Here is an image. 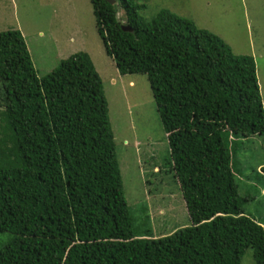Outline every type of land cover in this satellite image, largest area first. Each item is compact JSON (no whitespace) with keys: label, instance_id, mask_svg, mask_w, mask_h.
<instances>
[{"label":"trees","instance_id":"1","mask_svg":"<svg viewBox=\"0 0 264 264\" xmlns=\"http://www.w3.org/2000/svg\"><path fill=\"white\" fill-rule=\"evenodd\" d=\"M89 2L115 73L147 79L190 225L157 236L148 208L132 214L89 55L71 54L39 76L20 31L7 30L0 234L10 238L0 264H241L247 250L264 264V221L246 214L251 202L264 203V164L245 191L236 177L242 140L264 139L254 58L169 10L146 20L135 0ZM118 9L131 31L120 28Z\"/></svg>","mask_w":264,"mask_h":264},{"label":"rangeland","instance_id":"2","mask_svg":"<svg viewBox=\"0 0 264 264\" xmlns=\"http://www.w3.org/2000/svg\"><path fill=\"white\" fill-rule=\"evenodd\" d=\"M135 1L145 6L140 16L146 20L161 9L169 10L222 39L233 54L252 56L264 109V0ZM118 12L124 25V13L119 9ZM7 30L20 31L39 76L71 54L89 55L102 81L124 194L132 214L139 216L141 209L148 208L157 236L189 226L184 202L168 165V142L147 79L115 73V65L105 55L97 35L89 0H0V32ZM129 80L134 84L129 86ZM237 152V182L245 191L250 183L258 181L255 168L264 164L263 137L242 140ZM154 167L159 169L158 173ZM258 182L264 185L263 179ZM246 214L264 221V203L260 199L251 202ZM9 238V234H0V247ZM241 264H255L251 250L246 251Z\"/></svg>","mask_w":264,"mask_h":264},{"label":"water","instance_id":"3","mask_svg":"<svg viewBox=\"0 0 264 264\" xmlns=\"http://www.w3.org/2000/svg\"><path fill=\"white\" fill-rule=\"evenodd\" d=\"M105 1L108 2V3L111 4V5H113V4L115 3L114 0H105ZM121 29H122L123 31H131V29H130V28H127V27H121Z\"/></svg>","mask_w":264,"mask_h":264},{"label":"clouds","instance_id":"4","mask_svg":"<svg viewBox=\"0 0 264 264\" xmlns=\"http://www.w3.org/2000/svg\"><path fill=\"white\" fill-rule=\"evenodd\" d=\"M114 1H115V0H114ZM114 4H115V3H114ZM114 4H113V5H114ZM121 27H126V26H125V24H124V25L120 26V28H121ZM127 28H128V27H127ZM154 169H156V170H157V172H156V173H158V172H159V169H158L157 167H154V168H153V170H154Z\"/></svg>","mask_w":264,"mask_h":264},{"label":"crops","instance_id":"5","mask_svg":"<svg viewBox=\"0 0 264 264\" xmlns=\"http://www.w3.org/2000/svg\"><path fill=\"white\" fill-rule=\"evenodd\" d=\"M112 83H114L113 81H112ZM134 83L132 82V81H129V86L130 85H133Z\"/></svg>","mask_w":264,"mask_h":264}]
</instances>
